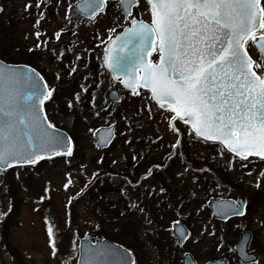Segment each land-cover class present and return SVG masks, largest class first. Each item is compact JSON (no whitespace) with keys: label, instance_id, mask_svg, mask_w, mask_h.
<instances>
[{"label":"rangeland","instance_id":"1","mask_svg":"<svg viewBox=\"0 0 264 264\" xmlns=\"http://www.w3.org/2000/svg\"><path fill=\"white\" fill-rule=\"evenodd\" d=\"M37 3L38 0H0L3 6L0 15V53L2 48L7 50L14 47L23 51L28 45L36 47L37 43L41 44L36 49L40 55L44 53V60L38 61L37 66L45 81L56 88L54 99L46 107L48 116L58 129L69 133L73 120L70 115L77 113L80 132L76 150L83 159L78 163L73 153L70 157H59L36 166L0 173V214L7 213L0 215V264H74L79 237L94 235L102 238L90 232L95 220L85 184L94 176V167L101 165V158L111 161L114 169L120 171L127 157L133 155L134 149H139L145 155L149 150L160 160L176 139L168 127L165 111L159 110L146 94L126 93L103 70L100 43L111 37L125 22L117 3L110 2L104 13L92 21L75 17L72 8H68L72 0H49L46 6L39 0V7ZM26 5H30L27 10ZM66 13L71 23L64 18ZM131 16L145 21L149 19L144 0H138ZM37 31L41 33L39 41L35 35ZM57 31L60 32V38L56 42L49 40ZM44 46L48 47L43 52L41 48ZM72 69L76 71L72 72ZM71 77H74V85L67 87L73 89L65 87L62 90L64 93L58 94L63 85L70 83ZM113 88L121 96V101L116 104L118 106L110 105L105 97ZM88 90L90 93H87ZM77 93L79 101L75 99ZM87 94L94 95L95 113L86 108ZM69 101L73 104L71 108L68 106ZM64 105L71 110L61 114L59 109ZM110 123L116 126V137L108 149L99 151L95 146L94 130ZM180 129L184 135L181 149L177 150V163L172 170L164 173L166 175L162 174V179L167 181V174L170 170L174 172V169L176 174H183L185 185L180 196L189 191L193 203L183 208L172 204L165 211L149 208V217L145 216V212L142 214L140 209L147 204L148 199L149 205L154 208L159 206V202L151 197V191L162 193L160 189L164 187L160 177L157 179L155 175L168 167L160 171L153 168V175L149 177L146 174L147 166L141 167L137 171L140 178L138 187H131L125 182L121 185L129 190L124 193L109 191L106 194L111 202L120 200V197L131 204L139 201L133 215L137 221L132 220L138 231L125 233L127 236L135 235L138 246H123L134 253L135 264H180L182 253L186 251L191 253L197 264L225 256L229 264H239L230 251V244L237 239L242 227L247 226L246 230L256 233H253L249 250L258 255L257 264H264V255L261 253L264 252V176L260 175L264 172V163L250 159L248 167H242L239 160L233 159L227 152L221 155L220 146L190 138L182 124ZM182 152H187L198 165L184 166L180 162ZM203 159L210 161L213 166L221 167L225 177L238 181L239 188L234 189L223 183L219 179L220 172L207 169ZM101 179L97 178L96 187L103 185ZM65 184H68L67 188ZM173 186L179 192L178 185ZM147 189L148 195L145 192ZM218 197H242L247 202L245 215L225 223L213 219L208 204L210 199ZM192 205L195 209L190 214ZM174 221L183 223L189 232L181 248L176 245L171 233ZM49 226L53 228L56 256L52 255ZM214 231L225 233L222 247L212 242L208 233ZM3 236L8 249L2 245Z\"/></svg>","mask_w":264,"mask_h":264},{"label":"snow or ice","instance_id":"2","mask_svg":"<svg viewBox=\"0 0 264 264\" xmlns=\"http://www.w3.org/2000/svg\"><path fill=\"white\" fill-rule=\"evenodd\" d=\"M105 2L79 0V7L95 17ZM120 3L126 16H130L138 0ZM147 4L150 23L133 18L132 27L116 37L115 48L106 49L104 64L116 79L125 77L121 82L132 94L139 95L137 89L141 86L150 91L151 100L167 113L168 127L176 137L172 148L182 145V124L190 138L218 142L223 146L220 154H234L233 159L238 158L242 167H248L250 157L264 162V2L147 0ZM29 7L26 5V10ZM64 18L71 23L67 13ZM35 35L39 41L41 33L37 31ZM55 36L59 39L60 32ZM249 42L258 49V60L249 54ZM153 52L158 53V62L150 59ZM55 92L56 88L35 68L0 64V173L36 166L49 153L73 155L71 137H66L43 114L45 102L54 99ZM75 99L80 100L78 93ZM68 106H73L72 101ZM148 111L151 113V108ZM101 142H108V137L101 138ZM148 174H152L151 169ZM260 175L264 176V172ZM246 203L220 199L216 201L215 215L222 219L243 216ZM173 228L179 239L188 238L179 221L173 222ZM48 235L52 255L56 256L51 226ZM222 246L221 243L219 247ZM240 255L241 264H257L243 246ZM79 264L135 262L122 248L85 246ZM185 264L193 262L186 260Z\"/></svg>","mask_w":264,"mask_h":264},{"label":"trees","instance_id":"3","mask_svg":"<svg viewBox=\"0 0 264 264\" xmlns=\"http://www.w3.org/2000/svg\"><path fill=\"white\" fill-rule=\"evenodd\" d=\"M30 48L33 49V51L29 52L28 49ZM1 50L3 51L0 53V58L8 62L29 64L32 67L36 68L38 71L40 70L39 67L37 66L38 61L44 60V53L40 55L37 52L36 47H32L30 45H28L23 51L21 49L17 50L14 47H9L7 50L5 48L4 49L2 48ZM73 80H74V77H71L70 83L63 85L58 91L59 92L58 94L64 93L62 90L65 87L69 89H73V88L67 87V86L73 87L74 85L72 82ZM60 82L61 81H58V83ZM87 93H90V91L88 90ZM94 102H95L94 95L87 94V100H86L85 105L87 109H92L93 113L96 112L94 110L95 109ZM48 104L49 102L45 105V112H46V115L49 121L53 123L50 120L47 110H46V107ZM59 110L61 114H63V113H66L67 111H70L71 109H69L68 106L64 105V107H62V109H59ZM116 113L118 114L119 111ZM70 116L73 117V120L71 121L70 129H69L70 131L68 134L71 136L73 140V145H74L73 153L74 155H76V159L78 163H80L83 158H82V154L79 152L77 153V150H76L77 143H78L77 141L78 134L80 132L79 128L77 127V122H78L77 113L72 114ZM172 143L174 144V142ZM159 144H155V145H159ZM171 146L168 152L165 155H163V157L160 160H157V157H155L156 155H154L153 153H149V150L146 152V155H145V153L140 152L139 149H134L133 155L127 157V160L123 162L120 171L114 169V164H112L111 161L107 160L106 158H102L101 165L94 167V169L96 170L94 174H98V176L94 175L91 180L89 179L88 182L85 183L87 184L86 185L87 192L88 194H90V199H89V202H90L89 205H91L90 210L95 220L94 227L91 228L90 230L91 234H95L97 236L119 242L128 248H133V247L135 248L138 246L137 243L135 242L136 236L135 235L127 236L125 235V233L132 232L133 234L138 231V229L134 228L132 224V220H134V222L137 221V219L133 218V215H134V209L136 208V204L139 201L137 203L131 204L128 201L122 200L121 199L122 197H120V200H117L116 202H111L106 198V194L109 191H115L118 193H120L121 191L122 193H124L125 190H129L127 189L128 187L127 188L122 187L121 183H125V182L131 187H135V186L138 187L140 185L139 184L140 178H138L139 176H137L138 175L137 171L143 166H147L146 174L148 177L153 175V168H155L157 171L162 170L163 167H168V168H166L162 172H157V174L155 175V178L157 179L158 177H160V182L162 183L165 191H163L162 193L156 190L151 191V194H152L151 197L153 198L155 202L157 201L159 202V206L157 205V208H154L152 205H149V199H148V201L146 202L147 204H145L142 207V209H140L142 211V214L143 212H145V216L149 217V208L150 210H158V211L164 210L165 211L172 204L176 206L177 208H181V207L183 208L185 205L193 203L192 202L193 200L191 199L192 196L189 193V191H186L183 196H180V191L182 188H184V185H185L183 174L181 173L176 174L175 169H174V172L171 171L172 168H174L175 164L177 163V160H176L177 150L181 149V145L177 146V148H172ZM133 157H136V159L133 160ZM181 161L186 167L190 165H193V166L198 165V163L194 159H192V157L188 155L187 152H182V160H180V162ZM202 162L206 164L205 167L207 169H210L212 172L213 170L218 173L220 172L219 179L223 183H225L228 187H231L234 189L239 188L240 184L238 183V181H232L229 177H225L221 167L213 166L210 161L205 160V159H203ZM149 169L152 170L151 175L148 174ZM169 169L171 170L167 174L168 175L167 181H164L162 179L163 178L162 174H164L165 172H168ZM186 169L188 170V168ZM99 177H102L101 180L103 181L102 183L103 185L96 187L95 183H96L97 178ZM136 182L138 183L136 184ZM173 184L178 185L179 192L177 188L173 186ZM145 192L148 195L149 189H147ZM139 194L141 193L139 192ZM75 199L76 198H74V200ZM194 209L195 207L191 208L190 214L194 212ZM96 225H100V227H96ZM247 228H248L247 226L242 227V229H247ZM1 238H2V245L8 249L9 248L8 243L4 240L5 236ZM211 238H212V242L213 243L215 242V245H220L219 243L223 242V240L225 241L226 236H225V233L218 234L216 231L215 235H211ZM214 238L216 241H214ZM147 239L149 240V237ZM261 253L264 255V252H261Z\"/></svg>","mask_w":264,"mask_h":264},{"label":"water","instance_id":"4","mask_svg":"<svg viewBox=\"0 0 264 264\" xmlns=\"http://www.w3.org/2000/svg\"><path fill=\"white\" fill-rule=\"evenodd\" d=\"M45 3L47 2V0H43ZM107 1V0H106ZM106 3V2H105ZM119 4L121 6V11L123 13L124 16H126L124 10H123V7L120 3V0H119ZM133 6V5H132ZM74 8L75 10L82 16H84L85 18L87 19H93L94 17H92L89 13H85V12H82L80 7H79V0L76 1V3L74 4ZM105 8V6H104ZM104 8L100 11L102 12L104 10ZM132 8V7H131ZM131 11V9H130ZM0 12H1V7H0ZM99 12V13H100ZM98 14V13H97ZM96 14V15H97ZM132 27V24H131V21H130V26L129 27H126L125 29L127 28H131ZM124 29V30H125ZM124 30L117 34L114 38L110 39L105 47H104V50H103V65H104V68L110 73L111 75V78L113 80H117L115 77H114V74L112 73V71L104 64V55H105V51L106 49H114L115 48V43H116V37L118 35H121ZM0 64H8V63H5V62H2L0 61ZM8 65H12V66H19L21 68H23L25 65H22V64H8ZM125 77L124 76H120V84L125 88L124 84L121 82L122 80H124ZM142 89H144L142 86H141ZM128 89V88H126ZM130 90V89H128ZM144 90H148V89H144ZM149 91V90H148ZM150 92V91H149ZM150 96H151V93H150ZM106 99L109 101V102H112V103H115V102H118L120 100V95L118 94V92L116 90H110L107 94H106ZM158 106V105H157ZM43 114H44V109H43ZM60 130V129H59ZM99 130V131H97ZM66 137H69L68 134L62 130H60ZM115 126L114 124H110L108 126H102V127H99L95 130L94 132V138H95V142H96V147L99 149V150H103V149H106L112 142L113 138H114V135H115ZM103 137H108V142H101V138ZM218 143V142H217ZM219 144V143H218ZM99 145V146H98ZM56 156H61V155H55V154H46V159H49L48 157L52 158V157H56ZM220 200V199H218ZM218 200H215V199H212L210 202H209V208L211 210V213H212V216L216 219H219V220H223V221H227L228 219H222L221 217L215 215V212H216V201ZM224 200H231V199H224ZM239 201H244L243 199L239 198L237 199ZM234 217V216H233ZM184 229L186 230L185 226L180 223ZM172 230H173V233L176 237V240H177V244L178 245H182L185 241V239H179L178 237V234L175 232L174 228L172 227ZM187 232V230H186ZM188 233V232H187ZM94 237H83V238H80L78 240V257H77V261H76V264H79V261L81 260V252H82V248H84L85 246H90L92 248H96L97 246H108V247H115V248H122V249H125L127 250L126 248H124L122 245H119L117 243H114V242H111L107 239H97V238H94V240L92 241ZM251 238H252V235L249 231H242L239 236H238V239L236 242H234L232 245H231V250L232 252L236 255L237 259L241 262V255H240V249H241V246H243L244 248V251L246 252V254L252 258L255 259V261L257 260V256L254 254V253H251L248 251V244L249 242L251 241ZM128 257L133 260V255L130 251H128ZM187 254V257L185 256V254L183 255L182 257V264H185V261L186 260H190L193 262V264H196L192 255L189 254V253H186ZM134 261V260H133ZM225 259H215V260H212V261H208L206 262L205 264H225ZM244 263H247L246 261Z\"/></svg>","mask_w":264,"mask_h":264},{"label":"flooded vegetation","instance_id":"5","mask_svg":"<svg viewBox=\"0 0 264 264\" xmlns=\"http://www.w3.org/2000/svg\"><path fill=\"white\" fill-rule=\"evenodd\" d=\"M110 2H115V3H117V0H111ZM109 2V3H110ZM262 2H264V0H262ZM108 5V4H107ZM44 6H46V5H44ZM3 7V6H2ZM135 7V6H134ZM134 7L132 8V13H133V9H134ZM72 10H73V7H72ZM73 12H74V10H73ZM2 13H3V11H2ZM1 13V14H2ZM75 13V12H74ZM132 13H131V15H132ZM0 14V15H1ZM129 16V17H123L124 19H125V22H124V25L122 26V27H124V26H126L128 23H129V21H130V19H132V18H137L136 16ZM75 17L78 19V20H85L83 17H81L79 14H77V13H75ZM138 19V18H137ZM122 27H120V28H118L117 30H121L122 29ZM49 40H56L57 38H56V36L54 35V36H50V38H48ZM248 47V50H249V54L253 57V59L254 60H258L259 59V51H258V49L255 47V46H253L252 45V43L251 42H249V45L247 46ZM158 54L156 53V54H154L153 56H152V59L154 60V58L157 56ZM259 74V73H258Z\"/></svg>","mask_w":264,"mask_h":264}]
</instances>
